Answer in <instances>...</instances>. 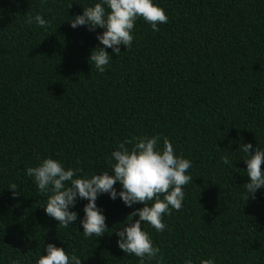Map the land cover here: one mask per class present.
<instances>
[{"label":"trees","instance_id":"16d2710c","mask_svg":"<svg viewBox=\"0 0 264 264\" xmlns=\"http://www.w3.org/2000/svg\"><path fill=\"white\" fill-rule=\"evenodd\" d=\"M97 2L0 0V264H35L49 243L82 264H140L115 232L144 205L99 196L109 230L85 237L88 201L70 209L74 224L59 226L26 169L51 157L82 177L112 174L111 153L144 135H160V146L167 137L193 178L163 232L142 225L163 256L145 264H264V188L245 199L250 180L237 152L241 139L264 150V0H153L168 23L154 32L137 19L131 50L107 49L104 73L89 63L104 30L70 24ZM27 13L50 25L27 24Z\"/></svg>","mask_w":264,"mask_h":264},{"label":"clouds","instance_id":"9594fccd","mask_svg":"<svg viewBox=\"0 0 264 264\" xmlns=\"http://www.w3.org/2000/svg\"><path fill=\"white\" fill-rule=\"evenodd\" d=\"M26 23L48 27L41 14L34 17L26 14ZM143 18L154 32L160 31L158 25L168 23L165 10L153 3V0H100L94 6L84 7L83 14L72 18L70 24L73 29L86 26L89 31L103 29L97 35V40L103 47L97 46L91 52L89 63L100 73H104L106 66L112 60L107 49H112L118 57L121 54L120 46L127 51L132 48L134 36L132 34L137 19ZM140 136L125 140L118 145V149L111 153L109 161L110 171H103L89 177H82V169L65 168L61 161L51 157L42 159L37 166L28 167L27 175L33 177L40 192L47 196L45 213L58 222V225L67 228L78 219V213L72 211L78 200H87L84 206V217L80 220L83 235L103 237L109 230L103 210L97 206L99 196L108 194L112 200L118 197L124 204L132 208L135 204L144 205L132 211L124 227L115 234L119 237L118 247L127 255H135L140 264L145 260H163L161 249L154 243L142 225L150 224L157 232H163L168 226L163 222L165 214L172 215V210L179 211L183 207L185 192L183 187L192 181L187 174L192 167L191 161L182 155L177 156L173 144L167 137ZM127 145H133L131 148ZM237 152L244 153L243 162L247 165V176L250 182L243 187L255 199L257 190L264 188V150L259 146L253 148L251 143H243ZM224 164H229L227 156H222ZM117 183L122 190L117 191ZM13 197L21 193L15 183L10 185ZM139 217V219H135ZM46 255H40L35 264H82L74 253L69 256L65 249L55 244H47ZM12 264H18L13 261ZM185 264H192L189 259ZM201 264H214V260L205 259Z\"/></svg>","mask_w":264,"mask_h":264}]
</instances>
